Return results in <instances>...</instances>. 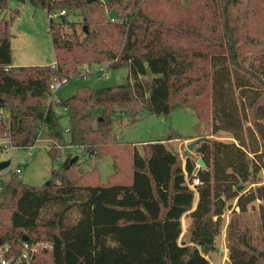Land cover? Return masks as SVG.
I'll list each match as a JSON object with an SVG mask.
<instances>
[{"label": "trees", "instance_id": "trees-1", "mask_svg": "<svg viewBox=\"0 0 264 264\" xmlns=\"http://www.w3.org/2000/svg\"><path fill=\"white\" fill-rule=\"evenodd\" d=\"M16 1L59 13L49 19L55 60L14 65L10 26L19 9L0 20V137L27 149L46 138L53 160L81 146L93 167L79 157L60 163L40 186L13 170L8 180L0 176V240L16 253L24 235L49 242L30 264H211L235 200L225 264H264V0H246L244 32L232 12L241 0H174L185 11L179 24L155 8L161 0H108L118 20L105 18L99 0ZM8 4L0 0V10ZM77 9L81 22L69 17ZM102 63L127 67L126 80L49 100L54 79L74 80ZM148 72L153 77L143 78ZM183 107L197 115L194 151L206 168L190 157L183 166L167 144L182 138L176 132L139 149L113 128L118 113ZM221 131L231 139L213 137ZM107 156L115 171L102 182L98 161ZM195 177L197 192L188 183ZM247 182L255 185L236 189Z\"/></svg>", "mask_w": 264, "mask_h": 264}, {"label": "rangeland", "instance_id": "rangeland-1", "mask_svg": "<svg viewBox=\"0 0 264 264\" xmlns=\"http://www.w3.org/2000/svg\"><path fill=\"white\" fill-rule=\"evenodd\" d=\"M99 1L104 5L103 13L105 18L111 20L119 19L116 14L105 7L108 0ZM241 1L242 3L232 8V12L237 17L240 30L244 32L246 0ZM154 6L163 13L166 21L177 22L176 24H179L180 17L185 12L174 0H161L158 4H154ZM15 9H19V11L14 15L10 26L13 64L37 65L54 62L55 52L49 32V19L57 18V14L52 13V15L48 16L46 9L35 7L29 1L18 2L16 0H9L8 7L0 10V20L3 17L10 18L12 13H15ZM69 17L79 22L83 19L80 9H77L76 13H70ZM81 27V23H78L79 31ZM66 30L71 31L69 28ZM84 70L85 74L87 73L86 79L82 75L80 78L64 82L61 88L55 93V97L70 96L83 84L91 87L120 84L126 80L128 75L127 67L109 68L107 63L92 65V67ZM152 77L153 74L151 72L143 76L146 79H151ZM197 123V115L191 107L175 109L168 115L154 114L144 109L136 117L120 113L116 114L113 128L119 140L131 141L139 149L142 148L144 142H149L150 140L158 141L164 139L165 135L172 137L176 132L182 138L168 139L167 144L180 153L183 166H185L186 160L190 157L196 161V166L200 167L197 163L198 158H200L199 155L195 153L194 149L192 151L188 149V144L196 140V137L192 136L198 134L196 130ZM63 124H67L66 119H63ZM213 137L222 140L231 139L230 134L223 131L214 134ZM6 145L7 147H5ZM185 153H187V156H184ZM71 156H78L79 164L83 168L90 169L93 167V163L87 160L88 155L81 146L66 147L63 150L62 157L58 160H53L48 152V139L46 138L39 139L33 148L27 149L13 147L7 138L0 137V160H10L9 166L0 171V176L1 179L8 180L11 171H14L17 164L21 163L22 172L18 175L19 178L25 183L40 186L52 178L54 168H57L60 163L66 162L67 158ZM23 158L26 159L25 164L21 162ZM98 166L102 182H106L108 175L115 171L112 158L107 156L100 159ZM259 181H264V169L259 173ZM253 185L255 184L247 182L240 191H245ZM235 202L234 200L233 205L225 209L222 215V224L216 238V247L208 255L211 264H225V261L228 260V224L233 210L237 209ZM255 205H258V201L255 202ZM188 224L189 218L184 215L182 218L183 232L180 240L183 237L187 238Z\"/></svg>", "mask_w": 264, "mask_h": 264}, {"label": "built area", "instance_id": "built-area-1", "mask_svg": "<svg viewBox=\"0 0 264 264\" xmlns=\"http://www.w3.org/2000/svg\"><path fill=\"white\" fill-rule=\"evenodd\" d=\"M64 13L65 10H62L61 14ZM53 14L58 15L59 13H53ZM83 77L86 79L87 73L84 74ZM64 82L65 79H54V81L51 84V96L49 97V100L57 99V97H55V93L61 88ZM5 147H7V145ZM33 147L34 145L30 146L29 148H33ZM21 162L25 164L26 159L23 158ZM20 164L21 163L17 164V166L14 168V171L17 173L22 172V168ZM188 183L189 186L197 192L196 185L200 183V179L198 177H195L192 181H188ZM21 242H22V249L20 253H16L8 242H3L0 240V264H30L32 256L35 252L39 251L40 249L52 248V245L49 242H37L31 244L28 240H22V239Z\"/></svg>", "mask_w": 264, "mask_h": 264}, {"label": "water", "instance_id": "water-1", "mask_svg": "<svg viewBox=\"0 0 264 264\" xmlns=\"http://www.w3.org/2000/svg\"><path fill=\"white\" fill-rule=\"evenodd\" d=\"M197 143H198V139L193 140L188 144V149L192 151ZM184 156H187V153H185ZM77 157L78 156L72 157L69 161H66L65 163H73L77 159ZM197 163L200 165V167L206 168V163L202 157L198 158ZM9 164H10V160H0V171L7 168ZM46 183H49V181H47ZM242 188L243 185H238L236 189L240 191ZM22 240H28V237L24 235Z\"/></svg>", "mask_w": 264, "mask_h": 264}, {"label": "crops", "instance_id": "crops-1", "mask_svg": "<svg viewBox=\"0 0 264 264\" xmlns=\"http://www.w3.org/2000/svg\"><path fill=\"white\" fill-rule=\"evenodd\" d=\"M165 136H166V135H165ZM165 136H164V138H165ZM189 138H190V137H189ZM186 139H187V138H186ZM190 139H191V138H190ZM150 141H152V140H150ZM153 141H155V140H153ZM196 204H197V203L195 202V205H194V207L196 206Z\"/></svg>", "mask_w": 264, "mask_h": 264}]
</instances>
